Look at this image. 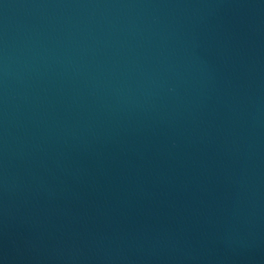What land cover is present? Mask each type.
<instances>
[{"label":"water","instance_id":"obj_1","mask_svg":"<svg viewBox=\"0 0 264 264\" xmlns=\"http://www.w3.org/2000/svg\"><path fill=\"white\" fill-rule=\"evenodd\" d=\"M0 264H264V0H0Z\"/></svg>","mask_w":264,"mask_h":264}]
</instances>
